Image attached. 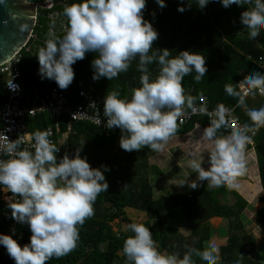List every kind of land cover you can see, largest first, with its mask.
<instances>
[{
  "label": "clouds",
  "instance_id": "obj_1",
  "mask_svg": "<svg viewBox=\"0 0 264 264\" xmlns=\"http://www.w3.org/2000/svg\"><path fill=\"white\" fill-rule=\"evenodd\" d=\"M208 2L195 0L201 9ZM156 3L160 8L166 6L165 0ZM220 3L225 8L232 4L246 6L240 14L243 28L237 35L246 32L251 41L257 42L264 32V0H220ZM191 5L189 0L187 7ZM145 6L146 0H73L65 4L62 15L67 25L63 34L56 35L50 29L35 54L38 74L41 79L54 80L63 90L73 81L72 65L87 52L95 53L90 62L93 80H113L128 70L131 61L138 59L140 87L131 90L130 98H121L116 90L107 92L103 98L104 126L121 130L120 148L131 152L147 146L160 153L176 133L178 118L189 112L206 115L209 124L200 128L203 141L211 142L209 167L192 158L188 167L197 173L196 179L189 181L187 177L175 184L195 189L199 182H206L207 189L223 186L238 190L237 177L243 174L246 165L244 148L251 142L249 134L264 128V105L249 108L246 98L264 97V73L254 71L250 78L235 86L225 83V94L236 100V107L245 112L250 123L232 127L229 135H217L221 128L230 126L232 110L223 104L212 111L202 104L197 106L182 84L183 78L193 72V81H201L207 71L205 56L191 50H181L175 56L167 48L152 50L158 32L144 19ZM177 10L183 12L185 6H178ZM27 27L20 24L19 30L23 32ZM153 63L158 71L150 79L148 66ZM7 85L13 90L18 88L12 80ZM92 123L99 126L101 118L93 119ZM32 140V151L21 147L20 138L0 142V191L11 193L5 197L11 218L26 224L31 232L29 242L23 246L12 234L0 233V245L15 264H46L52 257L59 258L74 250L79 241V226L94 215L93 204L98 194L108 189L104 175L107 166H90L87 158L80 156V148L73 157L65 153L57 161L59 148L48 140L47 132L34 131ZM5 156L6 159L2 158ZM126 230L132 235L122 245L125 264H196L193 257L199 258L200 264H219V247L214 242L204 251L185 245L181 257L179 252H161L150 228L143 223L132 221ZM11 231L14 233L15 229Z\"/></svg>",
  "mask_w": 264,
  "mask_h": 264
},
{
  "label": "trees",
  "instance_id": "obj_2",
  "mask_svg": "<svg viewBox=\"0 0 264 264\" xmlns=\"http://www.w3.org/2000/svg\"><path fill=\"white\" fill-rule=\"evenodd\" d=\"M31 2L50 1V7L38 8L37 22L34 27L27 48L21 50L20 69L25 88L30 91L37 89L38 94L44 96L51 87H56L54 80L41 79L38 74L39 63L35 55L51 29L56 35H62L67 25L66 18L62 15L65 4L73 0H29ZM154 7L144 14V19L152 23L158 32V38L153 42L154 48H167L171 56L181 50H191L205 56L207 71L199 83L193 81L195 73H190L183 78L182 84L186 95H191L195 101L200 96H206L208 107L214 108L223 104L234 108L242 123H250L245 112L236 107V100L224 92L225 83H236L251 77L254 71L264 73V32L257 42L249 39L246 32H241L243 25L240 23V14L246 6L232 4L225 8L220 0H209L201 9L191 0V7H187L189 0H165L166 6L160 8L156 0ZM185 6L180 12L178 6ZM154 13V14H153ZM150 50V54L151 51ZM95 53L87 52L83 59L77 60L73 65L74 78L71 84L63 89L68 93L69 105L75 106L82 102L79 96L81 89H86L102 99L107 94L116 90L121 98H130L131 90L140 87L137 71L138 59L131 61L126 72H121L113 80L100 78L93 80L91 61ZM151 72L150 79L154 78L158 66L153 63L148 66ZM58 87V86H57ZM59 88V87H58ZM62 90V89H61ZM62 90V91H63ZM5 94L0 85V101ZM249 108H259L264 105V97L256 95L246 98ZM55 122V118L48 113H42L30 119L29 131H43ZM203 129L209 124L206 117H197L183 126H177L173 136L190 133L196 125ZM68 117L61 122V130L57 134L66 132ZM221 128L217 135H229ZM172 137V136H171ZM255 144H246L244 151L254 148L257 155L258 170L263 187L260 201H264V128L256 132ZM59 151L56 153L57 161L65 153L73 157L76 149L80 148V156L86 157L90 166L101 167L106 165L108 171L104 172L108 182V189L98 194L94 204V215L79 226V241L77 247L65 256L52 257L46 264H125L122 253L124 239L132 235L130 231H114L111 225L115 220L132 221L127 208L145 212L147 220L143 223L152 232L154 241L161 252H179L182 257L185 245L204 251L206 241L210 240L214 231L210 219L218 216L228 219V242L219 247V264H264L252 258L256 250V243L249 235L241 214L248 206V202L236 191L227 187L207 189L206 182H199V188L184 193H171L155 198L153 184L148 172L161 174L157 165L149 163L148 154L144 148L139 151H125L123 154L113 151L119 146L117 135L95 127L89 122H75L69 132L71 148L60 151V143H54ZM103 170V169H102ZM225 189L231 192L235 200L232 204L218 201L216 195ZM7 201L0 198V233L12 234L11 228L15 225L13 238L23 246L30 240L31 232L26 224H20L11 218V210L6 206ZM185 221H182L183 219ZM176 220V222H175ZM179 221L190 229V234L184 236L179 230ZM256 221L264 227V207L257 210ZM162 224V226H161ZM264 258V250H263ZM196 264L199 258L193 257ZM264 260V259H263ZM0 264H15L6 251L0 250Z\"/></svg>",
  "mask_w": 264,
  "mask_h": 264
},
{
  "label": "built area",
  "instance_id": "obj_3",
  "mask_svg": "<svg viewBox=\"0 0 264 264\" xmlns=\"http://www.w3.org/2000/svg\"><path fill=\"white\" fill-rule=\"evenodd\" d=\"M20 58L21 53L19 52L6 63L0 65V85L5 94L4 99L0 101V142H4L7 139L11 141L20 138L23 141L21 147L32 151L33 149L31 146L34 141L32 140V133L29 131V122L30 119L42 113H48L55 118V122L45 130V132L48 133V140L53 144L57 141L61 142V138L71 131L72 125L75 122H89L107 133L117 135V138L120 140L121 130L119 128L114 127L108 129L104 126L106 117L102 116L103 106L100 96L94 95L88 90L81 89L79 96L82 97V102L72 106L69 105L68 93L57 87H51L44 96L38 94L37 89L28 91L22 81V72L19 66ZM11 80L13 84L18 85L16 90L8 87L7 84ZM195 104L197 106L201 104L206 106L208 111H212L217 107L209 108L206 96H200L195 101ZM228 109L232 110L231 123L228 128L223 129L225 132L230 133L232 127H242L244 123H242L241 119L237 116L234 108ZM65 116L68 117L67 130L65 133L57 136L61 130L62 119ZM197 117H206V119L209 120L206 115H193L189 112V114L178 118L177 126L188 124ZM97 118H101V124L99 126L92 123L93 119ZM180 119L183 120V123L180 122ZM249 135H251V142L247 144L253 146L255 144L254 136L256 132ZM2 158L6 159L7 157L5 156ZM6 196H11V193L0 191L1 199L6 201ZM12 229H15V225L12 226L11 230ZM15 232L12 233V235L15 234ZM0 250L6 251L3 245H0Z\"/></svg>",
  "mask_w": 264,
  "mask_h": 264
},
{
  "label": "rangeland",
  "instance_id": "obj_4",
  "mask_svg": "<svg viewBox=\"0 0 264 264\" xmlns=\"http://www.w3.org/2000/svg\"><path fill=\"white\" fill-rule=\"evenodd\" d=\"M46 7L48 8V6ZM153 7H154L153 0H146V6L142 10L143 16L145 13L150 11V9H152ZM201 132H202V129L200 128V126H196L194 131L190 133L170 137L167 143L165 144L163 151L160 153L152 152L147 146L144 147V149H146L149 154L151 165L152 163H155L157 165H160V168L162 170L167 169V174H165V176H162V177H160L159 174L153 172L152 169H150L148 172V176L151 182L155 184L154 186L156 188L155 194H154L155 198H157L160 195L177 193V192L179 193L188 192L192 190L191 188L187 186V184L183 186H179L175 184V183H178L181 179H186L187 177L189 181L196 179L197 173L191 172V169L188 167V162L190 159L195 158L202 162L203 167L205 168L209 167L208 151L211 147V142L203 141V139L201 138ZM117 149H119V153L121 154L125 152L124 150L120 148V145L117 147ZM251 153L254 155L253 161L252 160L249 161V155ZM244 159H245L246 165H245V171L243 172V174L246 175V178L237 180V182H242V183L246 182V183H251V184H247L243 187V189L242 188L240 189L244 193H240L239 189L236 191L245 199L246 197L244 196L254 194V193H251L252 188H250V186L252 185L254 187V184L252 183L253 180L254 181L258 180V177H257L258 162H256L257 161L256 153L253 149L244 151ZM248 175H251L252 179L248 178ZM155 181L157 183H155ZM200 186L201 185L198 183V186L196 188H199ZM256 186L257 185H255V188ZM226 190L227 189H225L222 193H218L215 198H217V200L221 201L222 203L227 202L228 204H232L235 200V197L231 192L230 193L226 192ZM260 195H262L261 191L258 194V197H256V200L254 201L253 206L251 207V211H256V212L253 213L252 215L247 214V219L245 220L247 225H245V222H243V224L245 225V229H247V232L249 233V235L254 238V240L256 241L258 245L256 249V252H257L256 258L259 261L264 262V260L261 259V257L263 258L262 253L264 250V244L262 243V241L264 240V232L262 236L259 237L258 235H256V237H254V234L251 231L254 222L257 224V226H259L261 229L264 230L263 226L259 225L256 221L257 210L262 208V205H260V202H261ZM126 211H127L128 216L134 220H137L139 222H143L147 220V215L145 212H140L133 208H127ZM213 220L215 221V219ZM183 221L186 222V219L184 218ZM226 224H228V222L227 223L225 222V225ZM111 225L114 231H119L122 233L126 231L125 222L115 220L114 222L111 223ZM184 228H187V225H185ZM164 252H168V251H164ZM252 258H254L253 255H252Z\"/></svg>",
  "mask_w": 264,
  "mask_h": 264
},
{
  "label": "water",
  "instance_id": "obj_5",
  "mask_svg": "<svg viewBox=\"0 0 264 264\" xmlns=\"http://www.w3.org/2000/svg\"><path fill=\"white\" fill-rule=\"evenodd\" d=\"M50 4V1L25 3V0L0 2V65L27 46L37 22L38 8H45ZM20 24H26L27 29L21 32ZM242 178H244L243 175L238 176L237 180ZM260 205L263 208L264 201L260 202Z\"/></svg>",
  "mask_w": 264,
  "mask_h": 264
},
{
  "label": "crops",
  "instance_id": "obj_6",
  "mask_svg": "<svg viewBox=\"0 0 264 264\" xmlns=\"http://www.w3.org/2000/svg\"><path fill=\"white\" fill-rule=\"evenodd\" d=\"M52 4V3H51ZM57 87V86H56ZM58 88V87H57ZM58 89H60V88H58ZM61 90V89H60ZM86 90V89H85ZM63 91H65V90H63ZM67 92V91H66ZM82 98V97H81ZM60 143V151L61 152H63V151H67V150H69V148H71V145L69 144V133H67V134H65L64 136H63V138H61V142H59ZM118 151L119 152V149H117V147H115V149H113V151ZM146 150V149H145ZM146 153L148 154V152H147V150H146ZM148 159H149V163L151 164V160H150V157H149V154H148ZM155 163H152V165H154ZM155 165H157V164H155ZM158 167H159V169L161 170V174H159L160 175V177H162V176H165V174H167V169H161L160 168V165H157ZM166 166V165H165ZM243 176H244V178H246V175L245 174H242ZM242 175H239V176H242ZM257 177H258V180L257 181H254L253 180V184H254V187L251 185L250 186V188H252V190H251V193H254L253 195H248V196H244V197H246L245 199H246V201H248V206L246 207V209L243 211V213L241 214V219L243 220V222H245V225H247L246 224V219H247V214H250V215H252L253 213H255L256 211H251V207L253 206V203H254V201L256 200V197H258V194L260 193V191H261V193L263 194V187H262V185H261V180H260V175H259V170L257 171ZM248 178H251L252 179V177H251V175H248ZM150 179V178H149ZM240 180V179H239ZM151 181V180H150ZM258 182V183H257ZM152 183V182H151ZM155 183H157L156 181H155ZM239 183V185H240V187H239V191H240V193H244V192H242V190H240L241 188L243 189V187L245 186V185H247V184H251V183H242V182H238ZM153 184V188H154V194H155V184L154 183H152ZM255 185H257L256 186V188H255ZM255 188V189H254ZM193 190V189H192ZM226 192H229V191H226ZM177 193H179V192H177ZM180 193H184V192H180ZM230 193V192H229ZM244 195V194H243ZM251 196V197H250ZM261 196V195H260ZM225 203H227V202H225ZM250 207V208H249ZM213 219H215V221L213 220ZM218 219V220H217ZM183 221V220H182ZM175 222H176V220H175ZM225 222L227 223L228 222V220L226 219V218H223V217H218V216H215V217H213V218H211L210 219V223L212 224V226H213V231H214V233H213V235H212V237L210 238V240H207L206 241V246L208 247L211 243H216L217 244V246L218 247H220V246H223V245H226L227 244V242H228V224H226L225 225ZM179 230L181 231V233L184 235V236H187L188 234H190V229H189V227L187 226V228H184V226H185V224L183 223V222H181V221H179ZM244 225V226H245ZM264 228V227H263ZM247 230V229H246ZM185 231V232H184ZM251 231H252V233L254 234V237H256V235H258L259 237L260 236H262L263 235V232H264V230L263 229H261L259 226H257V224L254 222V224H253V227H252V229H251ZM255 243H256V241H255ZM262 243L264 244V240L262 241ZM257 247H258V245H257V243H256V249H257ZM256 256H257V252H256V250L253 252V257H254V259H257L256 258ZM262 256H263V253H262ZM259 258V257H258ZM261 259L263 260V258L261 257ZM258 260V259H257Z\"/></svg>",
  "mask_w": 264,
  "mask_h": 264
},
{
  "label": "bare ground",
  "instance_id": "obj_7",
  "mask_svg": "<svg viewBox=\"0 0 264 264\" xmlns=\"http://www.w3.org/2000/svg\"><path fill=\"white\" fill-rule=\"evenodd\" d=\"M253 159H254V155L251 153L250 155H249V161H253Z\"/></svg>",
  "mask_w": 264,
  "mask_h": 264
}]
</instances>
